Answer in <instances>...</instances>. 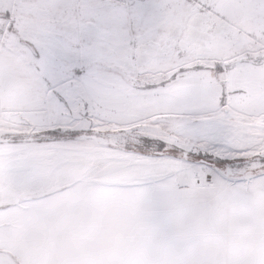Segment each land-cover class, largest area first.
<instances>
[{"label":"snow or ice","instance_id":"6c2138e0","mask_svg":"<svg viewBox=\"0 0 264 264\" xmlns=\"http://www.w3.org/2000/svg\"><path fill=\"white\" fill-rule=\"evenodd\" d=\"M0 264H264V0H0Z\"/></svg>","mask_w":264,"mask_h":264}]
</instances>
